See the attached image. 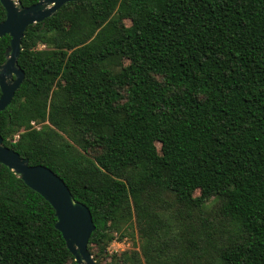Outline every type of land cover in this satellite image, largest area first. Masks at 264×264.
<instances>
[{"label":"trees","instance_id":"16d2710c","mask_svg":"<svg viewBox=\"0 0 264 264\" xmlns=\"http://www.w3.org/2000/svg\"><path fill=\"white\" fill-rule=\"evenodd\" d=\"M19 65L0 136L90 209L97 264H264V0H77ZM56 225L0 164V264H77ZM122 226L140 249L107 262Z\"/></svg>","mask_w":264,"mask_h":264},{"label":"water","instance_id":"95a60500","mask_svg":"<svg viewBox=\"0 0 264 264\" xmlns=\"http://www.w3.org/2000/svg\"><path fill=\"white\" fill-rule=\"evenodd\" d=\"M76 1L40 0L31 7H24L21 0H0L6 11V19L0 23V39L5 36L11 38L5 62L0 65V113L11 105L25 81V72L19 65V58L28 28L54 17L62 7ZM0 164L50 203L56 213V227L62 233L77 264H97L89 250L91 237L96 230L92 213L85 204L74 198L65 181L43 165L31 166L29 159L5 146L2 136Z\"/></svg>","mask_w":264,"mask_h":264},{"label":"rangeland","instance_id":"374dc122","mask_svg":"<svg viewBox=\"0 0 264 264\" xmlns=\"http://www.w3.org/2000/svg\"><path fill=\"white\" fill-rule=\"evenodd\" d=\"M66 29H67V26L64 27V30H66ZM15 139H18V136H16ZM157 147L159 149L160 145L157 144ZM199 195H200L199 192H197L195 194L196 197H198ZM214 202H215V200L211 199L210 201H208L206 203V208H207L208 211L211 210V208L213 207ZM123 228L124 227L122 226L119 231H116L117 234L115 233V236H116L115 240H117V244L112 249L116 253L110 254V252H108L109 259L107 260V262H110L111 257L120 256L123 253H126V252L130 253V252H133V251H138L140 249L139 248L140 236H139V234L137 233V231L135 229H129L128 233H127L128 234L127 237H125L123 239H120L119 236L122 233ZM133 235H134V238H133ZM111 245H110V247H111Z\"/></svg>","mask_w":264,"mask_h":264},{"label":"built area","instance_id":"2783aa9c","mask_svg":"<svg viewBox=\"0 0 264 264\" xmlns=\"http://www.w3.org/2000/svg\"><path fill=\"white\" fill-rule=\"evenodd\" d=\"M32 126L35 127V128H37V129H40V127L37 126L35 122L32 123ZM116 244H117V240H115V241L112 243L111 247H109V252H110V254L116 253V252H114L113 249H112V248H114V246H115Z\"/></svg>","mask_w":264,"mask_h":264}]
</instances>
